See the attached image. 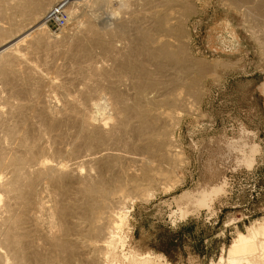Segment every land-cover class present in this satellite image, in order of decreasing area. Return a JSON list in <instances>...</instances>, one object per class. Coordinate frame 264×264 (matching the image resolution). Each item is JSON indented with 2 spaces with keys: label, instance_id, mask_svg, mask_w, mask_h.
Masks as SVG:
<instances>
[{
  "label": "bare ground",
  "instance_id": "6f19581e",
  "mask_svg": "<svg viewBox=\"0 0 264 264\" xmlns=\"http://www.w3.org/2000/svg\"><path fill=\"white\" fill-rule=\"evenodd\" d=\"M57 1L0 0V264H169L132 248L127 202L181 182L173 131L232 64L188 48L202 0L80 1L52 35ZM217 1L264 55V0ZM227 264H264V220L237 233Z\"/></svg>",
  "mask_w": 264,
  "mask_h": 264
},
{
  "label": "rangeland",
  "instance_id": "374dc122",
  "mask_svg": "<svg viewBox=\"0 0 264 264\" xmlns=\"http://www.w3.org/2000/svg\"><path fill=\"white\" fill-rule=\"evenodd\" d=\"M198 5L187 22L188 48L194 57L232 65L206 79L198 111L173 131L187 159L169 179L177 175L181 182L167 192L160 185L148 201L128 199L123 229L132 248L162 254L169 264H227L237 233L264 220V55L243 29L241 13L217 0ZM103 6L99 13L108 9ZM8 18L0 25L7 27Z\"/></svg>",
  "mask_w": 264,
  "mask_h": 264
},
{
  "label": "built area",
  "instance_id": "2783aa9c",
  "mask_svg": "<svg viewBox=\"0 0 264 264\" xmlns=\"http://www.w3.org/2000/svg\"><path fill=\"white\" fill-rule=\"evenodd\" d=\"M85 0H58L43 17L45 30L52 35L60 34L70 24V9L74 4Z\"/></svg>",
  "mask_w": 264,
  "mask_h": 264
}]
</instances>
